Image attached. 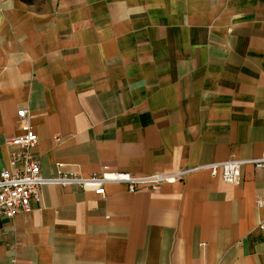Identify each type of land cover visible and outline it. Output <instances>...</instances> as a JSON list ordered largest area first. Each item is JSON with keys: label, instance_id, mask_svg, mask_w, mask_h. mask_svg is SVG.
Returning a JSON list of instances; mask_svg holds the SVG:
<instances>
[{"label": "crops", "instance_id": "1", "mask_svg": "<svg viewBox=\"0 0 264 264\" xmlns=\"http://www.w3.org/2000/svg\"><path fill=\"white\" fill-rule=\"evenodd\" d=\"M26 127L45 177L175 180L43 186L0 264H264V168L176 176L264 151V0H0V169Z\"/></svg>", "mask_w": 264, "mask_h": 264}, {"label": "built area", "instance_id": "2", "mask_svg": "<svg viewBox=\"0 0 264 264\" xmlns=\"http://www.w3.org/2000/svg\"><path fill=\"white\" fill-rule=\"evenodd\" d=\"M16 115L19 118L30 117L26 109L18 110ZM37 139L36 133L30 127H26L21 135L6 140L7 145L17 150L9 154L10 168L0 169V215L4 218L9 219L18 213L30 211L33 203L40 202V189L46 185L76 186L96 194H103L106 185L122 184L129 193H134L139 190L158 191L163 183L175 180L174 176L159 172L148 174L102 172L82 175L69 171H57L56 174L45 177L40 172L38 161L31 155V149ZM244 165H252L258 169L264 168V151L257 157L229 159L184 169L176 176L182 177L187 172L195 170H207L212 175L219 173L225 183L237 185ZM256 205L264 221V199L257 198Z\"/></svg>", "mask_w": 264, "mask_h": 264}]
</instances>
